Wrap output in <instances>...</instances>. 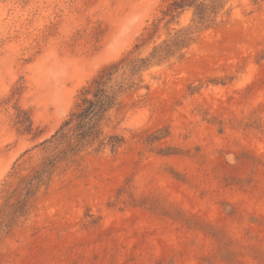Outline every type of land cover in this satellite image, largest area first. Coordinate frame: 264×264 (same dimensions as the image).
<instances>
[{"label": "rangeland", "instance_id": "rangeland-1", "mask_svg": "<svg viewBox=\"0 0 264 264\" xmlns=\"http://www.w3.org/2000/svg\"><path fill=\"white\" fill-rule=\"evenodd\" d=\"M170 1L0 0V264H264V0H229L182 60L144 72L105 125L122 148L57 164L5 228L82 88Z\"/></svg>", "mask_w": 264, "mask_h": 264}, {"label": "trees", "instance_id": "trees-1", "mask_svg": "<svg viewBox=\"0 0 264 264\" xmlns=\"http://www.w3.org/2000/svg\"><path fill=\"white\" fill-rule=\"evenodd\" d=\"M229 0H171L162 11L163 17L153 24L141 40V44L120 60L106 66L80 91L75 106L67 119L51 139L43 142L48 146L42 162L23 177L17 190L19 201L13 204L11 222L5 225L9 229L16 218L23 216L38 190L50 181L57 164L73 163L74 159L87 151L95 153L110 149L116 154L122 148L124 138L116 133H106L105 125L112 113L124 107V97L143 88V73L163 63L182 60L185 50L196 39L200 31L214 28L222 23L223 16H229L225 10ZM186 12H192V24L179 29H170ZM166 22L167 34L161 38L160 25ZM160 41L158 42V40ZM150 44V52L143 49ZM15 126L20 134H31L33 122L31 116L17 109ZM0 227V233L4 231Z\"/></svg>", "mask_w": 264, "mask_h": 264}]
</instances>
